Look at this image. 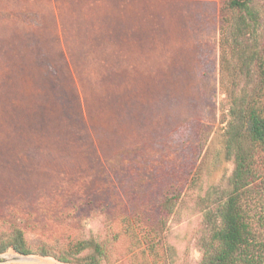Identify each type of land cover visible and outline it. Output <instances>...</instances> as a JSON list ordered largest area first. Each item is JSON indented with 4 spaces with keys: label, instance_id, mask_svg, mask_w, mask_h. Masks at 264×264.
Wrapping results in <instances>:
<instances>
[{
    "label": "rangeland",
    "instance_id": "obj_1",
    "mask_svg": "<svg viewBox=\"0 0 264 264\" xmlns=\"http://www.w3.org/2000/svg\"><path fill=\"white\" fill-rule=\"evenodd\" d=\"M225 1L0 0V230L55 251L90 239L104 264H127L136 240L155 243L161 264L198 263L206 189L231 171Z\"/></svg>",
    "mask_w": 264,
    "mask_h": 264
},
{
    "label": "trees",
    "instance_id": "obj_2",
    "mask_svg": "<svg viewBox=\"0 0 264 264\" xmlns=\"http://www.w3.org/2000/svg\"><path fill=\"white\" fill-rule=\"evenodd\" d=\"M225 6L236 18L231 27L236 67L229 68L228 57L220 59L221 73L230 82L225 87L221 154L231 171L206 189L197 264H264V0H226ZM168 248L169 253L174 250ZM102 249L90 239H76L55 251L44 242L31 244L14 224L0 230V255L10 250L63 264H104ZM128 250L127 264H161L155 243L136 240ZM171 255L164 264H174Z\"/></svg>",
    "mask_w": 264,
    "mask_h": 264
},
{
    "label": "crops",
    "instance_id": "obj_3",
    "mask_svg": "<svg viewBox=\"0 0 264 264\" xmlns=\"http://www.w3.org/2000/svg\"><path fill=\"white\" fill-rule=\"evenodd\" d=\"M96 2L98 1V0H95ZM118 1H124V2H128L129 1V4L131 3V4H133L134 5V7H136L137 5H142V4H140V3H146V2H144L145 0H118ZM95 2V3H96ZM140 2V3H139ZM92 3V2H91ZM132 6V5H131ZM124 8L125 7H118V9L119 10H122V11H125L124 10ZM97 9V8H96ZM130 11V10H129ZM131 17V16H130ZM126 37L127 38H121V39H118L119 41H121L122 43H120L119 45H122V46H120V47H117V45H114V46H116V53L118 52V50L120 49V50H122L123 48H124V41L125 42H128V45L131 43L130 41H132V39L131 38H128V35H126ZM144 39V37H137V38H133V44L136 46V47H138V49L139 48H141V47H143L144 48V50L143 51H141L140 52V50L138 51V54H140L141 55V53H143L144 55H146V53H147V55H148V52H147V50L149 49V47L151 48V41L149 42L148 40H143ZM146 39H148V38H146ZM136 40H137V42H139V44L141 45V46H139V44H136ZM133 48V47H132ZM135 48V47H134ZM127 53H129V55L130 56H133L134 54H135V52H133V51H129V52H126V55H127ZM145 70H142V71H140V72H144ZM144 79H145V77H143ZM147 80H149V78H147Z\"/></svg>",
    "mask_w": 264,
    "mask_h": 264
},
{
    "label": "water",
    "instance_id": "obj_4",
    "mask_svg": "<svg viewBox=\"0 0 264 264\" xmlns=\"http://www.w3.org/2000/svg\"><path fill=\"white\" fill-rule=\"evenodd\" d=\"M5 263V258L0 256V264H4Z\"/></svg>",
    "mask_w": 264,
    "mask_h": 264
}]
</instances>
